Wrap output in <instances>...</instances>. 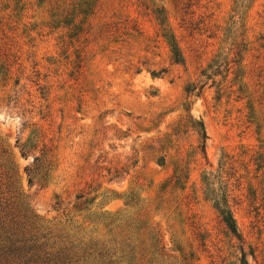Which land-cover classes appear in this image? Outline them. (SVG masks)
<instances>
[{
  "label": "rangeland",
  "instance_id": "1",
  "mask_svg": "<svg viewBox=\"0 0 264 264\" xmlns=\"http://www.w3.org/2000/svg\"><path fill=\"white\" fill-rule=\"evenodd\" d=\"M211 64L228 70L188 97ZM179 170L185 189H164ZM205 172L264 264V0H0V192L14 183L39 236L116 264L152 237L191 264H231Z\"/></svg>",
  "mask_w": 264,
  "mask_h": 264
},
{
  "label": "trees",
  "instance_id": "2",
  "mask_svg": "<svg viewBox=\"0 0 264 264\" xmlns=\"http://www.w3.org/2000/svg\"><path fill=\"white\" fill-rule=\"evenodd\" d=\"M172 53L176 60L182 61L178 48L175 43L171 44ZM240 53V51L238 52ZM217 64V63H216ZM216 64L209 65L200 73L199 84L189 86L186 93L193 96L195 91L203 88L206 80H212L215 83V78L223 76V72H227L228 68H221L222 65H217L216 69L213 67ZM194 122L193 131L198 137L200 143L199 148L201 154L205 157V142L207 140L206 131L202 122ZM187 121L179 120L174 132L179 134L183 129L187 128ZM11 171V170H10ZM8 177V175H7ZM211 173H204L202 184L204 186V194L209 200L219 218V221L224 226V229L235 240L234 244V261L231 264H250L248 257L252 253L245 251L243 238L236 225L233 216L232 208L229 205L228 193L226 186H222L221 182L215 179ZM9 176L7 180L11 181ZM188 181V174L183 171H175L169 180L163 185L164 189L171 184L173 189L184 190ZM13 182L7 187L11 188L13 195L9 197H2L0 192V264H116L117 261L112 257L115 254L109 250L93 247L95 244H89V249L79 250L75 244L65 241L66 236H50V233L38 235L34 226V216L31 215L27 205L20 201V195L16 194L17 188L13 187ZM83 196H77V200L82 199ZM143 241L139 242V248ZM149 249L140 248V253L137 254L136 247L131 246L130 243H125L127 248V256L130 264H191L187 258L177 259L173 256L164 253L165 247L159 243L157 237L149 239ZM123 243H121V248ZM94 249V250H93ZM123 250V249H122Z\"/></svg>",
  "mask_w": 264,
  "mask_h": 264
}]
</instances>
